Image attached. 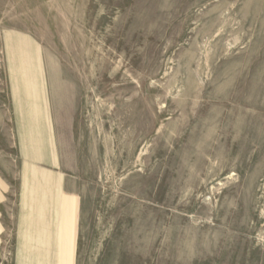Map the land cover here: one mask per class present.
<instances>
[{"label":"rangeland","instance_id":"1","mask_svg":"<svg viewBox=\"0 0 264 264\" xmlns=\"http://www.w3.org/2000/svg\"><path fill=\"white\" fill-rule=\"evenodd\" d=\"M0 264H264V0H0Z\"/></svg>","mask_w":264,"mask_h":264},{"label":"crops","instance_id":"2","mask_svg":"<svg viewBox=\"0 0 264 264\" xmlns=\"http://www.w3.org/2000/svg\"><path fill=\"white\" fill-rule=\"evenodd\" d=\"M42 231V230H41ZM36 241H37V239H36ZM39 241V240H38Z\"/></svg>","mask_w":264,"mask_h":264},{"label":"bare ground","instance_id":"3","mask_svg":"<svg viewBox=\"0 0 264 264\" xmlns=\"http://www.w3.org/2000/svg\"><path fill=\"white\" fill-rule=\"evenodd\" d=\"M40 260V259H39Z\"/></svg>","mask_w":264,"mask_h":264}]
</instances>
